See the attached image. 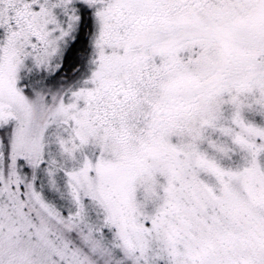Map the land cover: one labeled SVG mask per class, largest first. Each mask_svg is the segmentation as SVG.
Returning <instances> with one entry per match:
<instances>
[{
	"label": "snow or ice",
	"instance_id": "snow-or-ice-1",
	"mask_svg": "<svg viewBox=\"0 0 264 264\" xmlns=\"http://www.w3.org/2000/svg\"><path fill=\"white\" fill-rule=\"evenodd\" d=\"M0 264H264V0H0Z\"/></svg>",
	"mask_w": 264,
	"mask_h": 264
}]
</instances>
